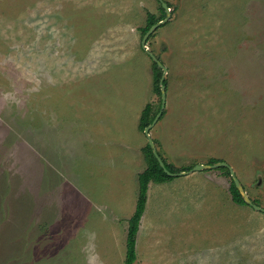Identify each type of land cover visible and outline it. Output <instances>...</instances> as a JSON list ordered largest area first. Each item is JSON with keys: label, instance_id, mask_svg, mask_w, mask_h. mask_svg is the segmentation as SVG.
Returning <instances> with one entry per match:
<instances>
[{"label": "rangeland", "instance_id": "obj_1", "mask_svg": "<svg viewBox=\"0 0 264 264\" xmlns=\"http://www.w3.org/2000/svg\"><path fill=\"white\" fill-rule=\"evenodd\" d=\"M164 1L146 41L167 69L157 153L228 163L264 208V0ZM159 4L0 0V264H124ZM204 171L150 183L133 264H264V212Z\"/></svg>", "mask_w": 264, "mask_h": 264}, {"label": "trees", "instance_id": "obj_2", "mask_svg": "<svg viewBox=\"0 0 264 264\" xmlns=\"http://www.w3.org/2000/svg\"><path fill=\"white\" fill-rule=\"evenodd\" d=\"M169 7L171 4L166 2ZM159 9L161 11V15L159 17L155 16L153 13L148 12L146 16V23L141 28L142 34H144L151 25L163 19L165 17L164 9L162 8L161 4H159ZM158 57V56H157ZM152 90L155 94L159 96V103L154 105L153 103L147 102L138 119V128L140 130H144V128L151 123L155 115L160 109L161 104V97H160V78L162 76L161 68L152 61ZM166 83V79L163 80V84ZM163 112V111H162ZM162 115V114H161ZM161 117V116H160ZM142 152L144 155V159L146 162V167L138 173L137 181H138V192H137V199L135 204V209L133 214L128 219L127 225V232H126V252H125V260L124 264H133L136 260V250H135V243H136V235L139 228V223L142 217V214L145 209V204L147 200V189L148 183L150 181L153 182H165L173 178V176L168 175L164 172L163 168L159 165L156 157L152 153L151 147L148 143L142 147ZM158 155L163 160L165 167L171 172L183 171L190 169L194 164L188 165L186 167H175L173 164L167 162L159 153ZM218 159H209L208 163L217 162ZM218 169H221L226 175L230 176V171L227 166H220ZM229 192L231 195V199L237 204H245L244 199L242 198L240 192L234 185L231 176H230V185H229ZM254 203H257L256 200L252 199Z\"/></svg>", "mask_w": 264, "mask_h": 264}, {"label": "water", "instance_id": "obj_3", "mask_svg": "<svg viewBox=\"0 0 264 264\" xmlns=\"http://www.w3.org/2000/svg\"><path fill=\"white\" fill-rule=\"evenodd\" d=\"M162 6V8L164 9L165 12V17L163 19H160L159 21H157L156 23H154L153 25H151L149 27V29L144 33L143 38L141 40V47L143 48V50L147 53V55L151 58L152 61H154L162 70V76L160 78V97H161V104H160V109L157 112V114L155 115V117L153 118V120L151 121V123H149L143 130L146 138H147V143L149 144V146L151 147L152 153L154 154V156L156 157L159 165L163 168L164 172H166L168 175L170 176H180V175H184L187 174L189 172L192 171H200V170H207V169H214L220 166H227L229 171H230V176L231 179L234 183V185L236 186V188L238 189V191L240 192L242 198L244 199L245 203L248 204L249 206H251L253 209H256L258 211L264 212V208L257 205L256 203H254L252 201V199L249 197V195L247 194V192L245 191L242 183L239 181V179L236 177L234 170L232 169V167L230 165H228L226 162L224 161H217L214 163H209V164H196L193 165L190 169L188 170H183V171H177V172H171L169 171L166 167L165 164L163 162V160L161 159V157L158 155L156 147H155V143L150 135V130L151 128L155 125V123L158 121L159 117L162 114V111L165 107V102H166V91H165V85L163 84V80L166 76V72L167 69L166 67L159 61V59L157 58V56L155 54H153L146 46V41L147 38L149 37V35L151 33H153L155 31V29H157L160 25H162L163 23H165L171 15V9L169 8V6L167 5V3L164 0H158Z\"/></svg>", "mask_w": 264, "mask_h": 264}, {"label": "crops", "instance_id": "obj_4", "mask_svg": "<svg viewBox=\"0 0 264 264\" xmlns=\"http://www.w3.org/2000/svg\"><path fill=\"white\" fill-rule=\"evenodd\" d=\"M167 2V1H166ZM160 3V2H159ZM170 9H171V12H172V8L171 7H169ZM170 19V18H169ZM168 19V20H169ZM167 20V21H168ZM164 24V23H163ZM153 53V52H152ZM154 54V53H153ZM150 58V57H149ZM150 60H151V58H150ZM151 62H152V60H151ZM167 73V72H166ZM167 75V74H166ZM167 78V76H165V78H164V80ZM153 91V90H152ZM154 93V92H153ZM165 108V107H164ZM160 118V117H159ZM152 129V128H151ZM143 153V152H142ZM228 164V163H227ZM229 165V164H228ZM233 169V168H232ZM215 170H217V169H215ZM220 172H221V174L218 176V175H213V171H214V169H207V170H205L204 172H205V175H206V177H208V179L210 180V181H212V182H214V183H216V181L217 180H220L222 183H223V185H224V190H225V193H226V195H227V197H228V192H229V186H227V183H226V180H225V178H223L221 175H226V173H224L221 169H218ZM141 171H143V170H139V171H137L136 169H135V173H134V175H133V178L135 177V174L137 173V176H138V173H140ZM200 171H202V170H200ZM192 172H194V171H192ZM192 172H189V173H187V174H190V173H192ZM208 172H210V173H208ZM211 174V175H210ZM185 175V174H184ZM181 176V175H180ZM174 177V176H173ZM169 180H167V181H165V182H153V181H150L149 183H148V189H147V191L149 190V185H150V183H153V184H162V183H166V182H168ZM245 189V188H244ZM137 192H138V181H137ZM230 193V192H229ZM84 197V205L87 207L89 204L88 203H90V201H89V199H87L86 198V196H83ZM230 197V199H231V195L229 196ZM136 199H137V197H136ZM232 200V199H231ZM147 201V200H146ZM233 201V200H232ZM234 202V201H233ZM87 204V205H86ZM135 204H136V202H135ZM237 204V203H236ZM241 205H244V204H241ZM248 205V204H247ZM145 207H146V204H145ZM251 207V206H250ZM134 209H135V207H134ZM253 210H256V209H253ZM144 211H145V209H144ZM133 212H134V210L132 211V213H130L128 216H126V218L125 217H117V219H120V220H124L125 219V223H126V226H125V228H124V231H125V243H126V232H127V225H128V219L130 218V216L133 214ZM261 212V211H260ZM143 214H144V212H143ZM143 214H142V217H143ZM119 216V215H118ZM142 217H141V219H142ZM109 219L110 220H112L111 219V217H109ZM103 220H106V218H103ZM114 221V220H113ZM106 223V222H105ZM114 223H115V221H114ZM140 223H141V220H140ZM140 223H139V227H140ZM115 226H116V224H115ZM138 231H139V228H138ZM138 231H137V234H138ZM136 237H137V235H136ZM125 247H126V244H125Z\"/></svg>", "mask_w": 264, "mask_h": 264}, {"label": "flooded vegetation", "instance_id": "obj_5", "mask_svg": "<svg viewBox=\"0 0 264 264\" xmlns=\"http://www.w3.org/2000/svg\"><path fill=\"white\" fill-rule=\"evenodd\" d=\"M244 187V186H243Z\"/></svg>", "mask_w": 264, "mask_h": 264}]
</instances>
